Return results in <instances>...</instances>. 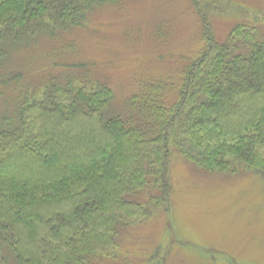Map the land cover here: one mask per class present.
Instances as JSON below:
<instances>
[{"label": "trees", "instance_id": "16d2710c", "mask_svg": "<svg viewBox=\"0 0 264 264\" xmlns=\"http://www.w3.org/2000/svg\"><path fill=\"white\" fill-rule=\"evenodd\" d=\"M127 1L0 0V264H133L124 239L169 209L174 154L209 174L264 179L258 17L221 40L202 12L206 45L179 82L139 81L117 101L71 34ZM43 38L78 59L61 64L65 77L35 82L5 65ZM160 255L143 264H162Z\"/></svg>", "mask_w": 264, "mask_h": 264}, {"label": "rangeland", "instance_id": "374dc122", "mask_svg": "<svg viewBox=\"0 0 264 264\" xmlns=\"http://www.w3.org/2000/svg\"><path fill=\"white\" fill-rule=\"evenodd\" d=\"M127 2L117 10L101 9L93 22L71 34L80 61L97 65L117 101L130 97L139 81L179 82L181 69L206 45L202 12L221 40L235 24L256 17L264 27V0H200V12L191 0ZM68 52L43 38L14 50L5 65L23 69L35 82L52 74L65 77L61 64L78 60ZM169 175V209L156 210L124 239L133 264H143L158 249L162 264H264V179L244 170L209 174L175 154Z\"/></svg>", "mask_w": 264, "mask_h": 264}]
</instances>
